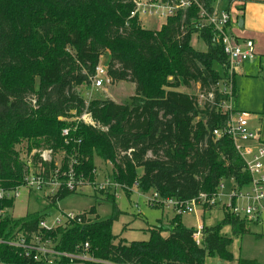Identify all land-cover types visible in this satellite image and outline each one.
Here are the masks:
<instances>
[{
    "label": "trees",
    "instance_id": "16d2710c",
    "mask_svg": "<svg viewBox=\"0 0 264 264\" xmlns=\"http://www.w3.org/2000/svg\"><path fill=\"white\" fill-rule=\"evenodd\" d=\"M198 2L210 11L216 0ZM234 2L228 0L229 11ZM132 9L130 0H0V187L15 190L32 172L41 171L46 181L57 178L64 183L71 169L77 180L93 184L96 157L112 165L106 178L128 187L137 182L144 193L178 201L212 194L222 179L234 178L241 186L250 183L232 141L212 134L225 125L227 115L209 103L204 108L198 104L199 90L213 94L216 103L226 100L218 84L229 74L227 56L223 46L212 41L211 29L195 28L197 7L179 10L159 30L145 29L130 17ZM240 18L231 25L237 27ZM195 34L206 44L205 51L192 45ZM106 55L109 84L135 85V94L124 103L110 98L87 101L79 92L93 83ZM84 113L92 114L100 126L74 120ZM64 129L69 130L67 136ZM22 145L29 160L21 156ZM44 151L52 152L50 161L42 158ZM96 191L113 203L110 218L99 220L92 207L81 213L82 222L50 232L40 228L48 213L17 217L11 213L16 200H0V237L44 235L69 253L89 243L96 261H73L83 264H206L210 256L234 259L233 238L224 233L225 227L233 236H243L250 233L251 223L257 224L225 211L218 224H203L200 246L196 228L185 227L182 215L174 214L167 225L150 228L147 241L128 243L112 231L122 214L117 195L110 188ZM75 193L61 185L46 201L52 207ZM44 263L0 244V264ZM239 264L256 261L241 259Z\"/></svg>",
    "mask_w": 264,
    "mask_h": 264
},
{
    "label": "built area",
    "instance_id": "2783aa9c",
    "mask_svg": "<svg viewBox=\"0 0 264 264\" xmlns=\"http://www.w3.org/2000/svg\"><path fill=\"white\" fill-rule=\"evenodd\" d=\"M133 9L130 12L131 18H137L141 21L142 17L157 15L161 18H169L175 15L179 10L187 11L194 6L197 7L198 21L195 28L202 30L210 28L213 34L212 41L222 45L227 56V68L229 79L226 82L218 84L219 91L227 95L226 100L214 102L213 94L206 95L203 92L198 94V104L204 108L207 103L215 106L216 111L222 115H227L225 125L213 129L212 134L216 139L228 138L232 141L236 151L245 163V169L250 175V183L247 186H241L234 178L222 179L218 184L216 191L212 194L202 193L198 197L188 201H178L170 198H162L159 193L152 192L151 196H147L149 205L154 206L162 204L172 206V211L176 215L185 213L195 214L208 208H221L224 212H229L236 216L246 218L251 222H264V143L260 142V133L250 129L249 118L251 114L246 111H239L235 106L236 97L234 96V75L237 68L244 62L252 60L256 57L255 42L253 39H246L243 43L236 40V36L230 33L233 16L227 8L223 9L214 5L210 11L202 7L198 0H130ZM217 3V0L216 2ZM197 35V34H196ZM107 70L99 66L96 70V76L93 79L95 88H101L105 85L104 79L109 83L106 77ZM77 122H83L86 125L99 127V122L90 113H84L80 117L74 118ZM69 134L68 129L63 130V135ZM42 158L45 157L42 153ZM48 161V160H46ZM50 161V160H49ZM57 172V171H56ZM44 171L38 175L32 172L26 179L24 186L17 187L15 190H6L0 187V200H11L20 197L23 188L28 190H42L45 187L55 189L61 186L77 193L83 192L86 187L95 186V190H104L110 188L111 192L117 195L119 190H127L133 193V188L138 185L134 183L133 187L124 186L117 182L104 179L101 182L85 183L81 178H75L73 170L68 174V180L61 183L57 178L51 181L44 179ZM230 183V185H229ZM230 186H233L232 188ZM54 191V192H55ZM53 192V193H54ZM52 193V194H53ZM139 208V205H137ZM82 222L81 214L62 212L60 216L51 221V217L44 219L40 223V228L45 231H52L58 227L71 226L72 223ZM203 225L197 227L194 235L196 243L202 246ZM30 239L22 232L12 239H3L0 237V244L13 247L27 257H31L34 261L53 263L63 259L96 261L94 257L89 255V243L83 247H77L75 252H65L57 249L56 243L44 235L33 234Z\"/></svg>",
    "mask_w": 264,
    "mask_h": 264
},
{
    "label": "rangeland",
    "instance_id": "374dc122",
    "mask_svg": "<svg viewBox=\"0 0 264 264\" xmlns=\"http://www.w3.org/2000/svg\"><path fill=\"white\" fill-rule=\"evenodd\" d=\"M222 0H217L220 2ZM230 11L233 20L240 16L235 2ZM220 7L225 9L228 7V0H223ZM166 22V19L154 16H146L141 18L142 26L147 30H159ZM230 33L235 35L234 29L231 28ZM192 45L200 51L206 50V44L198 37L193 35ZM110 58L108 55L103 56L100 60V66L107 69ZM254 62V63H253ZM257 62V63H256ZM250 64L254 66L250 67ZM248 72L236 76L237 96L235 106L239 111H246L251 114L249 120L250 129L256 133H260V142L264 143V72L259 64V59L249 61L246 64ZM105 85L101 88H95L94 83L89 87H80L79 92L87 101L97 98H110L118 103L126 102L129 97L135 94V85L131 82L119 83L111 85L104 79ZM181 91L188 89L180 88ZM192 92L197 93L198 88H194ZM100 126V125H99ZM21 156H26V148L23 145L19 147ZM43 155L46 160H51L53 154L50 151H44ZM29 160V159H28ZM57 158V163H60ZM97 167V182L103 181L111 174L112 165L108 162H102L99 158H95ZM143 170L140 169V173ZM230 185V183H229ZM231 188L233 186H230ZM55 189L47 188L42 190L31 191L23 188L20 197L15 201V207L11 211L15 216H24L27 213L46 212L50 215L51 221L55 217L60 216L62 212L81 214L88 212L92 207L97 209L99 220H106L111 217L113 212V203L106 200V197L95 190V186L86 187L83 192L75 193L67 196L59 201L55 206L49 207L46 196L52 194ZM139 184L133 188V193L129 196L124 190L117 191V205L122 214L118 221L114 223L113 234L119 239L126 242L147 241L150 237V228L159 226L160 223L167 225L174 217L172 206H159L157 203L149 205L147 199L142 194ZM147 196H151L152 191L145 192ZM139 205V208L137 207ZM224 211L216 208L207 212L199 211L197 215L185 213L182 215V224L187 228H196L204 224V226H214L222 221ZM250 233L243 236L232 235L229 227L224 228V233L232 236L233 244L231 251L234 259L225 261L217 256H210L206 259V264H239L241 259L256 261V264H264V222L250 225ZM167 236L166 233H164ZM90 250V249H89ZM87 251L92 256L90 251ZM44 264H61L60 262L44 263ZM64 264H83L82 262H68Z\"/></svg>",
    "mask_w": 264,
    "mask_h": 264
},
{
    "label": "crops",
    "instance_id": "0c3cea01",
    "mask_svg": "<svg viewBox=\"0 0 264 264\" xmlns=\"http://www.w3.org/2000/svg\"><path fill=\"white\" fill-rule=\"evenodd\" d=\"M220 3L222 4L223 0L215 3V5L220 7ZM235 4L238 13L243 16V27L240 28L238 25L241 18L236 23L237 27H233L236 40L239 43H243L246 39H253L256 48V57L239 66L236 70V76L244 74V71L247 73L249 68H246V64L249 61H256L257 58L259 59V64L264 72V0H235ZM233 5L231 7H233ZM251 66L254 69L255 65L253 66V64H250V67ZM201 224L199 226H201Z\"/></svg>",
    "mask_w": 264,
    "mask_h": 264
},
{
    "label": "water",
    "instance_id": "95a60500",
    "mask_svg": "<svg viewBox=\"0 0 264 264\" xmlns=\"http://www.w3.org/2000/svg\"><path fill=\"white\" fill-rule=\"evenodd\" d=\"M238 25H239L240 28L243 27V20L242 19L239 20Z\"/></svg>",
    "mask_w": 264,
    "mask_h": 264
}]
</instances>
